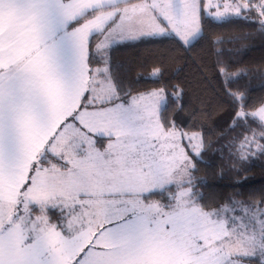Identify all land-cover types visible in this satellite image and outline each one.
Listing matches in <instances>:
<instances>
[{"label":"snow or ice","instance_id":"1","mask_svg":"<svg viewBox=\"0 0 264 264\" xmlns=\"http://www.w3.org/2000/svg\"><path fill=\"white\" fill-rule=\"evenodd\" d=\"M253 9L264 0H0V264H264V199L205 200V137L169 117L179 99L92 67L118 43L190 48L202 19ZM228 95L251 131L238 158L264 155V100Z\"/></svg>","mask_w":264,"mask_h":264},{"label":"trees","instance_id":"2","mask_svg":"<svg viewBox=\"0 0 264 264\" xmlns=\"http://www.w3.org/2000/svg\"><path fill=\"white\" fill-rule=\"evenodd\" d=\"M244 16L250 19L241 17L229 23L202 19V37L190 48L125 42L97 54L100 63L92 64L93 68L109 67L132 95L165 88L179 99L168 115L185 130L204 135L206 146L195 177L203 182L200 190L205 200L216 204L232 198L246 203L264 199V155L257 152L246 160L238 158L234 145L243 136L250 137L251 131L234 121L240 109L228 95L229 91L243 92L250 100H264V24L255 9ZM100 37L92 40L90 51L96 52ZM156 69L158 77H153ZM251 127L259 137V129Z\"/></svg>","mask_w":264,"mask_h":264},{"label":"crops","instance_id":"3","mask_svg":"<svg viewBox=\"0 0 264 264\" xmlns=\"http://www.w3.org/2000/svg\"><path fill=\"white\" fill-rule=\"evenodd\" d=\"M138 1H135V2H131V3H137ZM122 7H123V5H122ZM103 39V37L101 36L100 38H99V40L97 41V43H99L101 40ZM125 43V42H124ZM118 44H120V43H118ZM114 45H116V44H114ZM113 45V46H114ZM99 67H105L104 65L103 66H99Z\"/></svg>","mask_w":264,"mask_h":264},{"label":"rangeland","instance_id":"4","mask_svg":"<svg viewBox=\"0 0 264 264\" xmlns=\"http://www.w3.org/2000/svg\"><path fill=\"white\" fill-rule=\"evenodd\" d=\"M260 1H261V0H260ZM213 11H215V9H213ZM246 14H247V12L244 13V15H246ZM257 14H258V12H257ZM259 21H261V22L264 21V17H261V16L259 15Z\"/></svg>","mask_w":264,"mask_h":264}]
</instances>
